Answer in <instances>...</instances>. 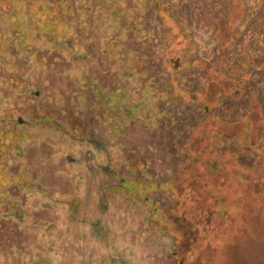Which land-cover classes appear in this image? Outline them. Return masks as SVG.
I'll use <instances>...</instances> for the list:
<instances>
[{
  "label": "rangeland",
  "instance_id": "1",
  "mask_svg": "<svg viewBox=\"0 0 264 264\" xmlns=\"http://www.w3.org/2000/svg\"><path fill=\"white\" fill-rule=\"evenodd\" d=\"M71 35L84 57L75 77L88 76L93 92L80 114L71 96L80 89L74 71L69 76L64 69L70 60L61 46ZM25 39L46 83L42 104L52 99L68 112L33 119L32 132L45 136L27 142L25 151L41 150L31 160L33 171L24 173L53 179L66 166L45 141L47 134L64 138L51 129L61 115L72 138L80 131L74 123H95L106 138L94 112L99 89L112 102V91L119 94L121 107L143 93L148 109L145 118L135 115L142 108L129 114L130 132L121 122L112 134L119 143L116 169L131 179L125 185L131 200L91 212L67 207L63 200L74 198L56 190L44 199L29 190V177L15 180V196H4L28 208L22 207V221L2 217L11 224L0 227L9 235L0 232V264H264V0H0V84H15L31 66L15 54ZM68 80L69 90L60 86ZM0 96L4 114L21 108L14 89L0 85ZM191 97L194 104L183 101ZM157 98L175 103L160 108ZM103 108L107 121L118 112ZM49 121L51 128L41 126ZM88 142L76 149L81 156L92 149ZM171 144L184 157L183 171L172 178ZM47 177L44 186H57ZM3 238L12 241L1 245Z\"/></svg>",
  "mask_w": 264,
  "mask_h": 264
},
{
  "label": "flooded vegetation",
  "instance_id": "2",
  "mask_svg": "<svg viewBox=\"0 0 264 264\" xmlns=\"http://www.w3.org/2000/svg\"><path fill=\"white\" fill-rule=\"evenodd\" d=\"M50 32L52 31L49 30V33ZM26 43L27 40L25 39L24 44H19V47H16L17 49L15 52L18 57L20 56L27 60L28 62L26 63H31V66L27 65L30 66L29 68H23L25 76H14L16 77L17 81L15 84L12 82L11 86L7 84H0L2 87L7 88L8 90L14 89V91L17 92L16 100L21 104V108H15L14 110L16 113L14 112L13 114H4L5 112H2L0 110V210H2L0 227H6L7 225L11 224L10 222H3V216H5L6 218L11 217L12 219L17 221H22L25 219L23 208H28V205L22 204V208L19 204H14V202L7 201L4 195L5 193L9 192L12 194V196H15L11 189L17 187L13 183L15 182V180H26L27 177L32 179L28 183L26 182L29 190H31L32 192H34V190H38L39 194L48 201L53 199L52 192L54 190L60 193V195L63 194L62 196L69 195L70 197L74 198L73 202H66L65 200H63L67 204V207H73L75 209L82 208L83 210L87 209L91 212H95L96 209H100L104 213H107L108 210H110L111 206L116 207L120 204V202L123 206L125 200H131V188L129 186H125L126 181L131 179L126 178L127 172L124 173L120 169H116L119 167V164L117 162L118 159L116 156L119 143L114 141L115 139H113L112 134L113 136L117 134V132L115 131V127L117 124H120L121 122L127 124L131 121L129 114H135V109L142 108L143 110L137 112L135 115L140 118H145L148 109L147 101L149 98L143 97V93L142 96L139 97V99H136L137 95H134V98H131V101H128L129 104H125L123 105V107H121L119 94H116L115 91H112V95H115L114 102H112L113 98L103 95V91L99 89V94H95L96 99L94 112L99 115L97 117L100 120H104V122L100 123L106 127V138H103L98 134L99 128L95 123H91L89 127L88 125L82 126L78 123H74V127L80 128V131L79 134L72 133V138L65 129V118L62 115L61 118L63 121H57L53 123L52 128L50 127V121L49 123L41 124L43 128L48 127L53 130H59L61 135L64 136V138L56 136L48 137L47 134V136L45 137V141L47 142L46 144H48V148H51L50 155H54L60 160L66 158L67 161L66 166L61 171L53 175V179L50 173L44 175L49 176L47 178L57 186L51 187L50 184L48 186H44L42 184L44 182V179H41V177H44L42 172H35L36 174L33 175L24 173L25 170H28V168H32L31 160H36L34 156L38 155V151L41 150V148L38 147L34 150V152H32V149L30 148L25 151L27 142L33 144L30 139H33V137H39L42 139L45 136L44 131L41 134L36 132L35 130V132H32L33 127L37 125V123H33V119H36L40 114L44 113L55 114L58 110L63 113H67L68 108L66 106H63L60 109H56L54 108V104L51 105V103H53L54 101L52 99L49 100L48 98H46L44 105L42 104L43 98L47 96V92L45 90L46 83L42 81L43 76L41 74V68L38 66V62L35 61L37 60L36 57L31 59L28 56ZM75 44V38L73 35L65 36L64 39L61 40V46L65 45L67 49L63 54V57H65V60H67V57L69 58L68 60H70L69 65H67L68 63H66L64 69L69 72V76H72L74 71L73 76L75 79V83L78 84V87L80 89V92H73V95H71L73 102L76 103L77 106H80V108L76 109V114H80L85 110V102H83V99L86 98L88 100V94L92 95L93 92L89 91V89H91V85L89 79L87 78L88 76L86 77L85 75H83L81 76V78L75 77V71L81 68V62L84 59L82 54L76 52ZM67 51H70V53L67 54ZM16 55H14L15 58ZM53 65L56 66V64L53 63L48 65L47 67L49 69H54L55 66ZM75 66L77 68H75ZM62 71L63 68H60L59 77L62 76ZM37 78L41 79L37 80ZM61 81H63L62 77ZM57 83L59 82L57 81ZM68 83L69 80L66 82V84L62 83L60 86L64 87V89L69 90ZM74 93H78V98L80 100ZM190 93L191 96H193V93ZM124 99L126 100V96H124ZM191 99L192 100L190 102L185 101L184 99L183 101L186 104L192 105V103L194 104V99L193 97H191ZM168 100H170L169 103L171 104L175 103L171 101V99ZM168 100H159L157 98L155 102L160 103L159 107L161 108V106L164 105V102H168ZM3 103V100L0 99V104L2 105ZM106 104H108L109 107L115 109L117 108L118 111L116 112L115 110V112L106 115L108 116L109 121H107V118L105 117V111L103 108V105ZM120 108H122L123 113H120ZM205 108L207 110V107ZM125 113L127 114L124 115ZM163 115L167 118L166 111L163 112ZM146 122L148 123L149 121L146 119ZM129 126H131V123L125 126L128 132H130L129 128H131ZM162 126L169 131L171 136L173 130L169 127L170 125L163 123ZM106 139L110 140V142ZM170 140H172V136L170 137ZM86 141H89L88 143L90 144L92 149L85 153L84 156H81V153L76 149L81 148L84 144H87ZM10 148L12 150V156L8 155ZM169 149L173 158H171L173 169V173H171L172 178L174 174H178V171H183L182 167L180 166L184 162V157L182 158V156H178L177 148H175L174 144H171ZM116 162L118 166L117 164H115ZM131 165V170H135V167H133L134 164L131 163ZM31 170L33 171V169ZM34 175L37 176V179L33 178ZM39 178L41 182H38ZM154 180H158V176L157 179L156 177H154ZM135 194H137V192ZM61 201L62 200H57L56 202ZM43 206L44 205H41V207ZM6 230H14V228H7ZM1 234L2 236H9L8 234H4L2 232ZM11 241V238L4 239L1 245L7 244ZM1 248L3 249V252H1L2 255L7 253V248L5 246H1ZM173 257L176 258L175 261L178 260L177 255H174ZM12 259L16 260V258ZM12 259L10 258L11 261ZM36 264H38V262ZM175 264L183 263L177 261Z\"/></svg>",
  "mask_w": 264,
  "mask_h": 264
},
{
  "label": "trees",
  "instance_id": "3",
  "mask_svg": "<svg viewBox=\"0 0 264 264\" xmlns=\"http://www.w3.org/2000/svg\"><path fill=\"white\" fill-rule=\"evenodd\" d=\"M44 2V1H43ZM41 3V2H40ZM41 5H42V3H41ZM205 86V89L207 88V85H204ZM204 93V92H203ZM213 111H216L214 108H213ZM208 115H212L209 111H207L205 114H204V116H205V118H206V116H208ZM216 115V114H215ZM208 119H209V116H208ZM245 131H246V129H245ZM202 161V160H201ZM209 163H210V161H209ZM209 163H208V165H209ZM211 166H212V164H210L209 165V167L211 168ZM213 167V166H212ZM196 176V173L194 172L193 173V177H195Z\"/></svg>",
  "mask_w": 264,
  "mask_h": 264
}]
</instances>
